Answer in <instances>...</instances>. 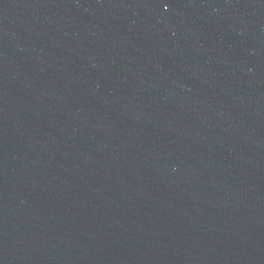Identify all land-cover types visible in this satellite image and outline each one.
<instances>
[{
    "label": "water",
    "instance_id": "water-1",
    "mask_svg": "<svg viewBox=\"0 0 264 264\" xmlns=\"http://www.w3.org/2000/svg\"><path fill=\"white\" fill-rule=\"evenodd\" d=\"M0 264H264V0H0Z\"/></svg>",
    "mask_w": 264,
    "mask_h": 264
}]
</instances>
